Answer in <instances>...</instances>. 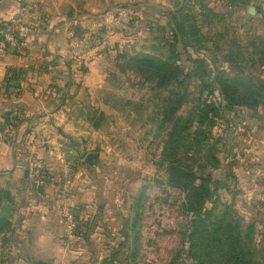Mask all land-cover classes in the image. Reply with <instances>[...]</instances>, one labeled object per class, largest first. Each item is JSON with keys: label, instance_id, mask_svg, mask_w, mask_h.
Wrapping results in <instances>:
<instances>
[{"label": "crops", "instance_id": "obj_1", "mask_svg": "<svg viewBox=\"0 0 264 264\" xmlns=\"http://www.w3.org/2000/svg\"><path fill=\"white\" fill-rule=\"evenodd\" d=\"M20 1L5 0L0 5V24L16 19ZM177 1L37 0L24 19L19 49L0 58V82L5 84L0 92V125L7 132L6 140L0 141V257L8 256L6 264L108 262V248L100 245L110 239L108 220L119 215L114 194L120 182L118 170L106 165L108 156L100 150L108 135L95 115L107 110L106 101L113 95L107 98L102 91L114 83L109 54L118 51L123 40L121 32L116 33L77 65L71 60L70 33L80 30L82 20L86 21L84 31L90 23L108 25L121 7L135 8L142 23L144 13L151 16L157 8L154 5L173 10ZM259 19H264V8L259 10ZM138 29L141 36L144 30ZM261 70L264 80V67ZM244 116L247 133L236 135L218 128L213 132L228 142V150L239 149L240 167L233 171L238 180L243 179L238 190L245 189L248 175L242 149L254 154L263 151L264 105L256 113L245 110ZM131 122L135 129H146L145 142H155L153 120L144 125L132 118ZM90 153L99 154L91 166L85 160ZM34 157H39L44 168L41 185L32 177ZM66 168L71 170L67 187ZM162 174L165 185L167 177ZM64 197L77 215L73 236H68L61 214Z\"/></svg>", "mask_w": 264, "mask_h": 264}, {"label": "rangeland", "instance_id": "obj_2", "mask_svg": "<svg viewBox=\"0 0 264 264\" xmlns=\"http://www.w3.org/2000/svg\"><path fill=\"white\" fill-rule=\"evenodd\" d=\"M177 2L175 9L182 6L185 7V11L191 9L203 18L210 15V11L219 14V17H209L210 25L204 28L199 39L203 45L209 43L220 71L225 70L232 79H238L241 83L253 82L257 85L263 72L261 56H264V31L261 30L264 29V19H259V10L264 8V2L262 0ZM154 6L157 8L149 16L141 36L140 31L136 30L138 24L123 27L120 34L123 40L121 47L114 54H109L112 59L110 69L115 77L112 81L115 84L108 83V89L102 91L107 93V98L108 95H113L106 101L107 110L95 115L100 118L101 129L103 128V132L105 130L108 135L107 144L100 150L108 156L106 165H112L118 170L117 179L120 182L117 184L120 192L118 190L114 194L119 215L116 219L108 220L111 227L110 239L102 240L100 245L101 248H108L106 260L111 261V264H194L189 258L187 235L191 216L184 211L185 196L166 182L163 185L162 181V173L167 177L166 166L161 164L160 156L163 137H155L153 144L145 142L146 129H135L131 122L132 118L134 122L144 125L147 121L153 120L156 129L158 126L159 102L151 93L154 84L129 70L127 63L122 60L139 54L155 57L163 54L161 57L164 59L169 57L170 48H166L165 45L173 42L174 35L170 30L176 26H169L173 19L163 16V11ZM250 9H255L256 14L250 15ZM238 49L242 51L241 57L235 56ZM181 57L182 64L185 65L186 55L183 54ZM246 57H252L251 61ZM233 61L238 64H232ZM206 62L209 63L210 60L207 59ZM111 89L115 92L112 93ZM195 90L192 84L189 92L194 93ZM191 106L185 107L180 115L187 117L192 112ZM239 116L245 117L244 112ZM241 122L244 124L243 132L247 133V126ZM93 124L94 122L90 123L91 130L94 128ZM219 135L215 132L214 139H218ZM256 148L254 147L253 151ZM261 148L263 151L255 154L247 152L249 148L242 149L246 154L245 169L248 174L244 179L245 189L238 190L243 179L238 180L237 176H229L227 188L221 189L214 198V204L207 206L209 210L213 209L210 213L213 215V224L216 222L214 217H225L223 215L226 214V209L230 208L231 216L239 225L241 238L245 243L244 248L247 253L252 254L254 264H264V146ZM230 151L226 160V170L233 173L240 167L237 159L239 149L236 147ZM190 162L187 161L188 164ZM196 169L200 173V167L197 166ZM214 176L218 177V174L214 173ZM149 177H153L154 180H149ZM260 198L262 200H259ZM1 259V264H6L8 256H1Z\"/></svg>", "mask_w": 264, "mask_h": 264}, {"label": "trees", "instance_id": "obj_3", "mask_svg": "<svg viewBox=\"0 0 264 264\" xmlns=\"http://www.w3.org/2000/svg\"><path fill=\"white\" fill-rule=\"evenodd\" d=\"M161 10L163 16L173 19L169 26H176L170 30L173 42L165 45L170 48L169 57L139 54L122 60L129 70L154 84L151 93L159 102L156 137L164 135L161 164L166 166V183L184 194V211L191 216L187 235L189 258L194 264H254L252 254L244 248L239 225L231 216L230 208L226 209L225 217H214L213 224L210 214L213 209L207 206L214 204L221 189L227 188V177H235L226 170L228 142L221 137L214 139L213 131L215 128L228 131L231 115L242 123L241 112H256L263 106L264 80L259 77L257 85L245 84L232 79L225 70H219L209 43L203 45L199 39L204 28L210 25L209 17H219V14L210 11V15L203 18L191 9L185 11L182 6ZM148 13H144L145 20L137 29L146 28ZM183 54L186 55L185 65L182 64ZM241 55L238 49L235 56ZM261 57V67H264V56ZM232 64L238 63L233 61ZM192 84L196 89L194 93L189 92ZM187 106L193 108L192 112L183 117L180 112ZM197 166L200 173L195 170Z\"/></svg>", "mask_w": 264, "mask_h": 264}, {"label": "built area", "instance_id": "obj_4", "mask_svg": "<svg viewBox=\"0 0 264 264\" xmlns=\"http://www.w3.org/2000/svg\"><path fill=\"white\" fill-rule=\"evenodd\" d=\"M4 1L5 0H0V5H2ZM36 1L37 0H21L19 13L16 19L0 24V58L19 49L21 25L24 19L28 17L30 12L34 9ZM141 20V13L133 7H123L122 9H119L108 25L90 23V26L88 27L89 30L87 31L83 30L86 21L82 20L80 30H75L70 33L71 60L77 65L84 64L92 52L102 47V45L111 39L113 35L121 32L125 25H137ZM4 88L5 84L0 82V92H2ZM230 120L231 122L227 128L228 132L233 134L243 132L242 124L237 121L234 115L230 116ZM6 133V128L0 125V141L6 140ZM31 173L35 183L41 185L44 179V168L39 157H34L32 159ZM63 176L65 187H67L71 177V170L66 168ZM259 200L262 199L260 198ZM61 214L67 224L68 236H73L76 232L75 221L77 215L70 209L67 198L65 197L63 204L61 205ZM1 262L2 259L0 257V264Z\"/></svg>", "mask_w": 264, "mask_h": 264}, {"label": "water", "instance_id": "obj_5", "mask_svg": "<svg viewBox=\"0 0 264 264\" xmlns=\"http://www.w3.org/2000/svg\"><path fill=\"white\" fill-rule=\"evenodd\" d=\"M250 15H255L256 14V10L255 9H250L249 11ZM98 125V122L95 123V126ZM99 158V154L97 153H90L86 156V163L91 166V165H95L98 161ZM26 175H28V171L26 172Z\"/></svg>", "mask_w": 264, "mask_h": 264}]
</instances>
